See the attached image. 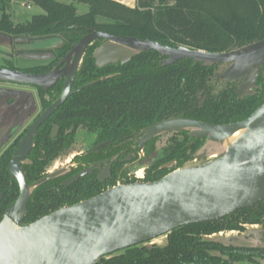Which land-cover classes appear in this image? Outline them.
Instances as JSON below:
<instances>
[{
	"label": "trees",
	"instance_id": "16d2710c",
	"mask_svg": "<svg viewBox=\"0 0 264 264\" xmlns=\"http://www.w3.org/2000/svg\"><path fill=\"white\" fill-rule=\"evenodd\" d=\"M27 1L40 7L44 14L20 25L7 13L11 0H0V35L8 37L12 44L47 39L62 43L60 49L53 51L52 64L22 70L31 74L50 72L88 34V29L209 53L230 52L264 40V0H139L136 9L113 0ZM78 5L87 6L88 12L79 13ZM101 44L102 41L95 42L85 52L73 89L106 80L71 96L39 129L33 164L25 167L30 184L46 177L55 162L74 151L80 132L93 144L87 156L75 160L92 163L117 156L134 133L161 121L186 118L227 125L246 120L264 104V69L257 81V95L242 100L236 93L239 83L230 84L215 77L221 66L204 67L193 60H182L164 67L161 62L165 57L157 52L141 54L126 65L98 69L93 54ZM4 68L16 70L14 66ZM63 85L61 81L48 96L37 88L45 109L60 97ZM54 124L60 131L52 139ZM166 138L167 143L160 149L156 148L159 139L145 149L146 156L141 160H148L145 182H155L177 169L194 166L196 154L207 144L206 140L191 139L187 132ZM107 141L112 143L92 151ZM16 146L0 159V222L19 197V186L9 172ZM199 157V164L208 162L204 154ZM137 160L136 156L132 162ZM171 163L172 168H164ZM122 166L117 163L111 188L116 186ZM92 178L88 176L68 187L60 186L61 180L56 179L37 188L27 208L25 225L103 193L105 190L96 186ZM131 183L134 181L126 184ZM263 224L261 202L217 221L177 228L165 235L168 243L164 247L145 243L104 257L97 264H264V247L241 239L234 242L211 238L220 233L244 232L247 225Z\"/></svg>",
	"mask_w": 264,
	"mask_h": 264
},
{
	"label": "water",
	"instance_id": "95a60500",
	"mask_svg": "<svg viewBox=\"0 0 264 264\" xmlns=\"http://www.w3.org/2000/svg\"><path fill=\"white\" fill-rule=\"evenodd\" d=\"M87 31L48 73L31 74L0 67V83L33 86L48 93L64 81L60 97L34 121L10 163V175L17 181L20 193L0 222V264H97L104 257L151 242L177 228L217 221L264 202L263 104L238 123L213 125L171 118L134 133L142 153L153 139L181 132H187L191 139L218 146L222 153L204 164L177 169L155 182L118 184L91 199L24 225L32 193L67 172L62 169L32 185L28 183L21 163L32 151L37 132L71 96L106 80L102 78L73 89L85 52L93 43L103 42L93 54L98 69L126 65L141 54L157 52L165 57L161 62L164 67L182 60H193L204 67L224 66L215 77L230 84L239 83L236 93L242 100L256 96L259 90L264 40L230 52L209 53L186 47L174 49L151 40L120 37L95 29ZM58 130L55 126L53 138ZM202 152L201 155L209 157ZM103 164L85 168L67 184L92 174ZM172 167L173 163L164 168ZM220 236L226 238L223 233Z\"/></svg>",
	"mask_w": 264,
	"mask_h": 264
},
{
	"label": "rangeland",
	"instance_id": "374dc122",
	"mask_svg": "<svg viewBox=\"0 0 264 264\" xmlns=\"http://www.w3.org/2000/svg\"><path fill=\"white\" fill-rule=\"evenodd\" d=\"M58 1L66 2V0ZM78 12L81 14L86 13L88 12V7L78 5ZM7 13L15 24L20 25L27 24L36 15L44 14L40 7L29 3L27 0H11ZM61 46L62 43L59 39L12 44L8 37L0 35V67L14 66L16 69L29 70L37 66H48L54 62L55 56L53 51H57ZM44 110L42 97L36 89L0 83V154L16 141L21 134L24 135L34 120ZM14 129L16 130L12 132ZM167 141V138H162L157 142L156 148L160 149ZM92 144L93 140L85 135V133L80 132L74 151L66 158L55 162L51 170L54 171L57 168L61 169L69 165L76 155L86 152ZM202 151L209 155L206 161L213 160L222 153V150L218 146L206 144L196 154L197 160H194V166L200 165L199 156ZM160 154L161 152L159 151L158 155ZM147 167L148 160L144 162L137 160L134 162L126 177L124 176V185H129L126 184L128 181H134L133 184L145 183ZM261 232H264V227L247 225L243 234L240 231H231L228 232L229 234L223 233V236L226 238L237 237L244 243L251 242L254 246H263L264 235H261ZM221 234L217 237L220 238ZM148 243L164 247L167 245L168 239L167 236H162Z\"/></svg>",
	"mask_w": 264,
	"mask_h": 264
},
{
	"label": "flooded vegetation",
	"instance_id": "af4514ba",
	"mask_svg": "<svg viewBox=\"0 0 264 264\" xmlns=\"http://www.w3.org/2000/svg\"><path fill=\"white\" fill-rule=\"evenodd\" d=\"M103 43V42H102ZM63 59V58H62ZM61 59V60H62ZM60 60V61H61ZM59 61V62H60ZM59 62L57 63V64H59ZM57 66V65H56ZM55 66V67H56ZM54 67V68H55ZM225 67L224 66H221V69H220V71H222L223 69H224ZM16 70H20V69H16ZM22 71V70H21ZM219 71V72H220ZM25 72V71H24ZM61 81H63V80H61ZM60 81V82H61ZM59 82V83H60ZM63 83H64V81H63ZM18 86H20V85H18ZM27 87H30V88H34V89H36L37 90V88L36 87H33V86H27ZM54 89V88H53ZM52 89V90H53ZM51 91V90H50ZM47 96H48V93H47ZM46 110V109H45ZM44 110V111H45ZM43 111V112H44ZM42 112V113H43ZM41 113V114H42ZM40 114V115H41ZM39 115V116H40ZM38 116V117H39ZM37 117V118H38ZM36 118V119H37ZM35 119V120H36ZM34 120V121H35ZM34 123V122H33ZM32 123V124H33ZM55 126H57L56 124H54L53 125V127H52V131H51V138L52 139H55L57 136H58V134H59V131H60V128H59V130H58V133H57V135L53 138L52 137V134H53V129H54V127ZM31 127V126H30ZM29 127V128H30ZM57 127H59V126H57ZM29 128H28V130H29ZM16 129H14L12 132H14ZM27 130V131H28ZM27 131L25 132V134L24 135H20V137H18L17 139H16V141H14L4 152H2L1 154H0V159H2L4 156H6L7 154H9L10 153V151H11V149L14 147V146H16V148H15V150H14V152L17 150V148H18V146H19V144H20V142H21V140L23 139V137L26 135V133H27ZM12 132H11V134H12ZM38 133V132H37ZM11 134H10V136H11ZM37 135V134H36ZM169 135H172V134H168V135H164V136H160V137H158V138H156V139H153V140H157V139H159L158 141H160L162 138H166V136H169ZM35 138H36V136H35ZM152 140V141H153ZM152 141H150V142H148L147 144H146V146H145V149H146V147L152 142ZM157 141V142H158ZM127 142V143H126ZM131 142H133V143H131ZM104 143H109V144H107L105 147H107V146H109L111 143H112V141H107V142H104ZM104 143H102V144H104ZM125 145H124V147H123V150L117 155V156H115V157H107V158H103V159H101V160H97V161H95V162H92V163H86V162H84V161H82V160H75V158L76 157H83V156H87L89 153V150H87L86 152H84L83 154H80V155H76L73 159H72V161H71V163H69V165H67V166H65L64 168H61V169H58L57 168V170L55 169L54 171H50V173L48 174V175H50V174H53V173H55V172H57V171H59V170H62V169H67V172L64 174V175H61L60 177H58V178H56V179H60L61 181H60V186H63V187H68V186H71V185H73V184H75V183H77V182H79V181H77V182H75V183H72V184H70V185H68L67 183L71 180V179H73L76 175H78L79 173H81L85 168H90L91 166H93L94 164H99V163H104L101 167H97L94 171H93V173L92 174H90V175H88V176H90V177H93L92 179H93V183L95 182V184H96V186H98L99 188H102L103 190H105L104 192H106V191H108V190H110L111 189V187H110V185L112 184V182H114V180H115V174H116V165H117V163H121V165H123L122 167H121V169H120V172H119V176H118V178H117V185L118 184H124V174L126 173V172H128L129 171V169H130V167H131V165H132V161H133V158L134 157H138V161H141V160H143L144 158H145V150H144V153H142L139 149H138V146H137V143H136V139L133 137V139L132 138H129V139H127L126 141H125ZM102 144H100V145H102ZM100 145H97L96 147H93L92 148V151H98V150H100V149H104L105 147H103V148H100V149H96L98 146H100ZM34 146H35V139H34ZM33 150H34V147H33V149H32V151L30 152V154H29V156H28V158L27 159H25V160H23L22 161V163H21V166H22V168H23V171H24V173L26 174V172H25V167L26 166H29V165H32L33 164V160H32V153H33ZM14 152L12 153V159H13V157H14ZM118 156H120L119 158H117ZM12 159H11V161H12ZM11 161H10V163H11ZM28 162H30V163H28ZM9 168H10V166H9ZM9 172H10V170H9ZM47 175V176H48ZM88 176H86V177H88ZM10 177H11V175H10ZM26 177H27V174H26ZM86 177H84V178H86ZM84 178H82V179H84ZM11 179H12V177H11ZM56 179H54V180H56ZM12 180H15V179H12ZM27 180H28V177H27ZM16 181V180H15ZM39 181V180H38ZM53 181V180H52ZM17 182V181H16ZM37 182V181H36ZM28 183H29V180H28ZM18 184V183H17ZM30 184V183H29ZM34 184V183H33ZM30 185H32V184H30ZM19 186V185H18ZM115 187V186H114ZM113 188V187H112ZM19 193H20V189H19ZM32 197V196H31ZM91 199V198H90ZM31 200V199H30ZM86 201V200H85ZM83 202V201H82ZM76 205V204H75ZM73 206V205H72ZM66 207H70V206H66ZM63 208H65V207H63ZM9 209V208H8ZM7 209V210H8ZM62 209V208H61ZM6 210V211H7ZM60 210V209H59ZM27 212V211H26ZM6 213V212H5ZM5 216V215H4ZM4 218V217H3ZM3 220V219H2ZM25 220H26V215H25ZM24 225H25V221H24ZM252 226H260L261 228L262 227H264V224L261 226V225H252ZM245 228H246V226H245ZM242 234H243V232H241ZM261 235H264V232H261L260 233ZM251 243V242H250ZM257 247L258 248H263L264 247V245L263 246H259V245H257Z\"/></svg>",
	"mask_w": 264,
	"mask_h": 264
},
{
	"label": "built area",
	"instance_id": "2783aa9c",
	"mask_svg": "<svg viewBox=\"0 0 264 264\" xmlns=\"http://www.w3.org/2000/svg\"><path fill=\"white\" fill-rule=\"evenodd\" d=\"M113 1L118 2L130 9H136L139 6L138 4L139 0H113ZM29 8L31 7L29 6Z\"/></svg>",
	"mask_w": 264,
	"mask_h": 264
}]
</instances>
